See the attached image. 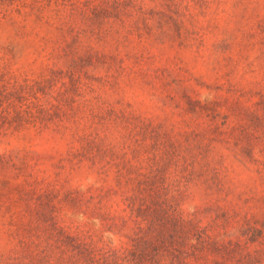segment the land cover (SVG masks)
I'll list each match as a JSON object with an SVG mask.
<instances>
[{"label":"rangeland","instance_id":"rangeland-1","mask_svg":"<svg viewBox=\"0 0 264 264\" xmlns=\"http://www.w3.org/2000/svg\"><path fill=\"white\" fill-rule=\"evenodd\" d=\"M261 2L0 0V237L8 230L16 242L7 254L0 251V264H264V160L257 159L264 156V87L232 82L264 57ZM248 4L257 6L247 18L252 31L239 27L246 8L229 29L230 9ZM188 5L196 13L192 32L184 26ZM38 30L45 33L41 40L58 37L55 63L31 84L18 82L5 71V58L18 55L13 41L36 37ZM254 36L258 46L245 44ZM165 42L189 61L200 53L221 64L222 75L209 84L187 66L170 68L166 61L153 67L158 55L149 49ZM251 47L259 55L246 63ZM178 55L174 60L183 64ZM125 60L145 66L135 73L145 85L152 79L178 85L182 105L174 107L188 117L183 128L87 107L97 122L114 118L134 135L121 145L117 131L105 143L86 130L75 138L70 131H44L9 147L10 137L30 123L46 127L76 115L86 93H115L119 78L131 72ZM173 68L224 96L202 102L192 88L179 87ZM49 96L56 103L45 108L40 98ZM246 171L256 177L251 187ZM237 177L246 190L236 200L251 204L248 211L222 208L219 199L203 207L197 202L200 194L226 198Z\"/></svg>","mask_w":264,"mask_h":264},{"label":"clouds","instance_id":"clouds-1","mask_svg":"<svg viewBox=\"0 0 264 264\" xmlns=\"http://www.w3.org/2000/svg\"><path fill=\"white\" fill-rule=\"evenodd\" d=\"M145 7H151V5H145ZM256 7L257 6L254 4H248L240 5L236 9H230L227 14V27L231 29L233 23H235L236 19L239 18L238 14L241 12V9L246 8L247 11L243 13L244 20L240 21L239 27L244 33L252 31V22L248 21L247 18L252 14V10ZM258 11L260 15L264 16V0H262ZM195 16V11L192 9L191 5H188L187 11L184 12V26L189 30V32H192L190 25L194 24L193 18ZM189 18H192L191 24L189 23ZM38 32L39 35L36 37H28L26 40L13 41L17 45L18 55L12 61H8L7 58H5V63L7 65L5 71L8 73L9 77L16 78L18 82L21 79L26 78L29 84H31L33 80L39 79L41 75H46L48 68L52 67L55 63V56L60 46L58 37L52 35L45 37L44 40H41L40 37H44L45 33L39 30ZM190 37L192 36H189V38ZM8 39L9 33L5 32V43L8 42ZM259 39V36H254L253 39L244 42L245 44L258 46L257 41ZM141 47L147 48V42H141ZM249 49L251 50V55L247 52L245 53V56L247 57L245 60L246 63L252 56L256 57L259 55L256 53L255 47H251ZM149 51L152 55H158V62L154 64L153 67H159L166 61L170 62L168 64V67L170 68H172L173 64H175L176 68H183L187 66L192 74L199 75L209 84L222 75L219 67L221 64L208 61L207 58L200 53H196L195 57L189 61L178 54H175L177 50L174 45L172 49H169L167 42L159 46V48L152 47ZM261 51H264V49H261ZM120 54L123 56V49L120 50ZM177 55L182 58L184 61L183 64L174 60V57ZM255 61L257 62L255 71H252L251 74H249V72L241 74L236 78V80H232V82L234 84H237L238 82V87L244 89L252 87L254 84L264 87V57H262L259 61L255 59ZM124 67L126 69H131V72L119 78V87L115 93L107 90L100 91L98 89L91 93H86L83 101L81 102L80 111H78L76 115H72L71 112H69L66 118L49 123L46 127H42L38 122L35 124L30 123L19 136L15 135L10 137L9 147H15L17 142L26 141L31 143L35 138L40 137L44 131H70L72 136L75 138L77 132L86 130L89 135L94 136L97 140L102 141L103 143L108 140L112 131H117L121 145H123L125 140L134 135V131L129 124L122 123L114 118L110 117L97 122L91 116H87V107H92L94 111L99 109L101 114L109 108H112L117 112L122 110L125 115L131 113L132 116L138 117L143 121L152 122L153 120H162L169 122L172 127L183 128L182 120L187 121L188 117H181L179 114L180 109L174 107V105L178 103L182 105V101L178 95V85L174 83L169 84L167 81L157 79H152L151 84L145 85L141 83L135 75L138 71L145 70L144 65L136 67L131 65L129 61L125 60ZM173 73L179 80L182 81L179 87L192 88L202 102L205 98L211 101L214 99L213 96L215 98L217 96H224L223 92L215 93L204 88L197 87L194 83H192L191 79H189L188 74L183 71L176 73L175 68H173ZM149 78H151L150 72ZM219 83L223 84L224 81L219 80ZM209 93H211L212 96H210ZM52 95H55V91H53ZM97 96L99 97L98 100L95 99ZM45 100H47L48 103H45ZM105 101H107V103H105ZM116 101H119V103L117 104ZM55 103L56 101L53 100L51 96L40 98V104L45 108H48L49 105ZM126 105H130V107H126ZM73 107L75 108L76 106L74 105ZM82 116H85L86 118H82ZM109 124H111V128L108 127ZM50 125L51 127H49ZM222 145L226 151H229L230 145ZM257 159L264 160V156H258ZM251 167L252 166L250 165L249 168ZM246 173L248 179L245 184L247 187H251L252 182L256 180V177L251 171H246ZM238 180L239 178L237 177L236 180L229 181L232 193L226 198L224 196H220L219 198L204 197L203 194H200L197 202L202 204L203 207L205 204L210 205L213 201L219 199V206L222 208H236L237 211H241L242 213L244 211H248L252 208L251 204L241 205L240 202L236 200V195L241 191L246 190L244 187L245 184L238 183ZM202 207L194 208L190 213V217ZM253 211H255V209H253ZM7 231L8 230H6L5 234L0 237V251H3L5 254H7L10 249L16 247L15 240H10L8 238Z\"/></svg>","mask_w":264,"mask_h":264}]
</instances>
